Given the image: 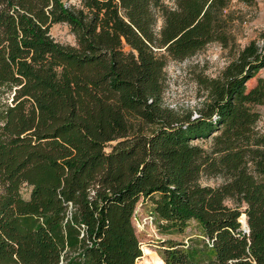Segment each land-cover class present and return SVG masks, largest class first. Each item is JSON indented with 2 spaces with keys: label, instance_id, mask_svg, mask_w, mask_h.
Here are the masks:
<instances>
[{
  "label": "trees",
  "instance_id": "obj_1",
  "mask_svg": "<svg viewBox=\"0 0 264 264\" xmlns=\"http://www.w3.org/2000/svg\"><path fill=\"white\" fill-rule=\"evenodd\" d=\"M235 1L0 0V264H136L143 202L164 264H264V48L199 77L198 117L164 105L169 60L236 47Z\"/></svg>",
  "mask_w": 264,
  "mask_h": 264
},
{
  "label": "rangeland",
  "instance_id": "obj_2",
  "mask_svg": "<svg viewBox=\"0 0 264 264\" xmlns=\"http://www.w3.org/2000/svg\"><path fill=\"white\" fill-rule=\"evenodd\" d=\"M168 7H174V0H162ZM76 2V0H71ZM233 10L237 15L234 24L236 47L224 49L219 44H211L196 56L185 61L169 60L166 67L167 85L164 93V105L178 112L180 116L192 114V118L198 117L208 96L199 83V77L217 78L227 65L233 61L238 51L246 47L250 42H256L264 48V0H255L252 5L235 1ZM162 18L159 19L157 31L162 26ZM51 35L56 42L63 45H75L76 38L67 24H56L51 28ZM264 79V69L247 84V89L253 88L258 79ZM262 114L258 129L264 133V106L259 108ZM205 149H209L211 139L197 141ZM223 183L219 177H204L202 184L210 187H218ZM24 196L28 197L29 190L25 189ZM151 204L143 202L138 205L134 216V227L141 242L143 256L136 264H164L159 257L157 248L159 242L168 237L159 234L154 218L151 215ZM244 223V222H243ZM194 224L187 233L193 230ZM172 238L181 240L182 236Z\"/></svg>",
  "mask_w": 264,
  "mask_h": 264
},
{
  "label": "water",
  "instance_id": "obj_3",
  "mask_svg": "<svg viewBox=\"0 0 264 264\" xmlns=\"http://www.w3.org/2000/svg\"><path fill=\"white\" fill-rule=\"evenodd\" d=\"M242 222V221H241ZM243 223V222H242ZM243 225H244V229L245 230H248V225H247V223H243Z\"/></svg>",
  "mask_w": 264,
  "mask_h": 264
}]
</instances>
